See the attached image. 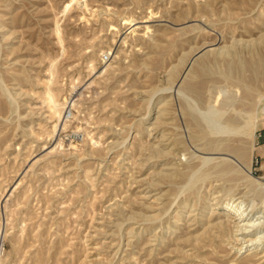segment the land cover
Masks as SVG:
<instances>
[{
    "label": "rangeland",
    "instance_id": "rangeland-1",
    "mask_svg": "<svg viewBox=\"0 0 264 264\" xmlns=\"http://www.w3.org/2000/svg\"><path fill=\"white\" fill-rule=\"evenodd\" d=\"M256 53L264 0H0V264H264V114L239 153L206 149L176 90L204 76L203 111L259 108L264 69L249 96L217 78ZM202 156L241 176L187 183ZM229 204L256 223L237 242Z\"/></svg>",
    "mask_w": 264,
    "mask_h": 264
},
{
    "label": "bare ground",
    "instance_id": "bare-ground-1",
    "mask_svg": "<svg viewBox=\"0 0 264 264\" xmlns=\"http://www.w3.org/2000/svg\"><path fill=\"white\" fill-rule=\"evenodd\" d=\"M235 54L238 53L235 52ZM195 62L197 66L200 67V64H204L205 59L203 57H199L195 60ZM189 63H191V61ZM263 69L264 56L261 53H256L255 57L250 60L237 58V60L235 61L234 59H232L231 61L227 62L225 66L219 69L217 78L236 82L239 86L242 87L245 96H249L254 90L252 84L256 81L257 77L261 74ZM247 71H250L249 75H246ZM204 80V76H200L197 80L185 79L181 84L177 85L176 89L178 93L183 95L187 91H190L193 94H191L193 97V103L185 102L183 107L184 113L186 115V122L191 131V136L193 135V137L198 142L200 141V144L206 149L214 151H234L239 153L240 144L239 146L232 148L227 141L232 135L240 136L242 134H250L252 128H254L259 119L258 112L259 114L260 112L261 114H264V100L263 104L259 108L257 107V105H253V101H249L251 108L247 111L245 110L244 112H242L241 110H237L235 107H232V109L236 111V114H238L235 117L231 115H224V112L226 111L225 109L221 110V108L223 109V106L220 108L211 107L207 111H203L199 107L198 102L202 101L205 96ZM47 99L50 103L52 111L57 113V117H60V110L63 107V102H58L51 91L47 92ZM239 141L240 140H238V142ZM200 158L202 161L201 167L190 174L187 183H196L198 181H202V183H205L212 177H218L224 180L234 179L236 176H241V172L238 167H236V165H234V163L226 157H220L219 159H217V161H213L212 165L210 166L208 164L213 160V157L202 156ZM181 173L183 174V172ZM249 184L254 187L264 188V183L258 181H250ZM227 207L228 209L226 210V216L230 214V210H233L235 212V217L233 216L235 220L232 221V227H234V240L237 242L240 239H244L245 234L243 233L247 232L249 230L248 228L250 226H254L256 223L255 220L248 218L249 213H245V211L240 209L239 207L236 208L235 206H232V204H229ZM260 217H264V215H258L257 219ZM217 218H221L220 214ZM215 224H217V226L221 228L227 226L224 220H217Z\"/></svg>",
    "mask_w": 264,
    "mask_h": 264
},
{
    "label": "crops",
    "instance_id": "crops-1",
    "mask_svg": "<svg viewBox=\"0 0 264 264\" xmlns=\"http://www.w3.org/2000/svg\"><path fill=\"white\" fill-rule=\"evenodd\" d=\"M253 155L258 161L256 169L264 176V128L259 132V139L254 145Z\"/></svg>",
    "mask_w": 264,
    "mask_h": 264
},
{
    "label": "built area",
    "instance_id": "built-area-1",
    "mask_svg": "<svg viewBox=\"0 0 264 264\" xmlns=\"http://www.w3.org/2000/svg\"><path fill=\"white\" fill-rule=\"evenodd\" d=\"M107 57H108L107 55H104V59H107ZM70 114H71L70 110L67 109L66 112H65V114H64V117L67 118V117L70 116Z\"/></svg>",
    "mask_w": 264,
    "mask_h": 264
}]
</instances>
